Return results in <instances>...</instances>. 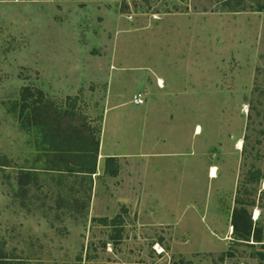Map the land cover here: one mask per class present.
I'll list each match as a JSON object with an SVG mask.
<instances>
[{
  "label": "rangeland",
  "instance_id": "1",
  "mask_svg": "<svg viewBox=\"0 0 264 264\" xmlns=\"http://www.w3.org/2000/svg\"><path fill=\"white\" fill-rule=\"evenodd\" d=\"M0 253L264 264V0H0Z\"/></svg>",
  "mask_w": 264,
  "mask_h": 264
},
{
  "label": "trees",
  "instance_id": "2",
  "mask_svg": "<svg viewBox=\"0 0 264 264\" xmlns=\"http://www.w3.org/2000/svg\"><path fill=\"white\" fill-rule=\"evenodd\" d=\"M222 1L228 2L230 0H222ZM241 10H245V9H241ZM242 213H239L238 211L234 212L232 227H233V231L235 233V232L239 231V225L241 223L242 230H241V232H239V233H241L240 236H241L242 240L248 241V239L251 235L250 229H252V222H251L250 218L246 219ZM1 258L2 257H1V253H0V260H1Z\"/></svg>",
  "mask_w": 264,
  "mask_h": 264
},
{
  "label": "bare ground",
  "instance_id": "3",
  "mask_svg": "<svg viewBox=\"0 0 264 264\" xmlns=\"http://www.w3.org/2000/svg\"><path fill=\"white\" fill-rule=\"evenodd\" d=\"M161 84H162V82H161ZM197 133H200V131H199V127H197ZM238 146H237V148L240 150L241 148H242V141L240 140V141H238ZM216 174H217V169L215 168V167H212L211 168V171H210V177L211 178H215L216 177ZM258 216H259V213H258V211H256L255 212V215H254V219H258Z\"/></svg>",
  "mask_w": 264,
  "mask_h": 264
},
{
  "label": "built area",
  "instance_id": "4",
  "mask_svg": "<svg viewBox=\"0 0 264 264\" xmlns=\"http://www.w3.org/2000/svg\"><path fill=\"white\" fill-rule=\"evenodd\" d=\"M133 103L138 106H142L144 104V99L141 94H135L133 96Z\"/></svg>",
  "mask_w": 264,
  "mask_h": 264
},
{
  "label": "crops",
  "instance_id": "5",
  "mask_svg": "<svg viewBox=\"0 0 264 264\" xmlns=\"http://www.w3.org/2000/svg\"><path fill=\"white\" fill-rule=\"evenodd\" d=\"M161 82H162V80L159 81V85L161 84ZM131 103H132L135 107H140V106L135 105V104L133 103V97H132Z\"/></svg>",
  "mask_w": 264,
  "mask_h": 264
}]
</instances>
